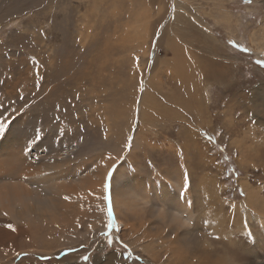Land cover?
<instances>
[{
  "label": "rangeland",
  "instance_id": "rangeland-1",
  "mask_svg": "<svg viewBox=\"0 0 264 264\" xmlns=\"http://www.w3.org/2000/svg\"><path fill=\"white\" fill-rule=\"evenodd\" d=\"M196 1L206 12L215 9L212 0ZM164 4L0 0V121L6 124L0 133V187L20 197L32 193L44 173L61 189L53 205L28 204L24 212H33L19 218L0 209V240L13 239V230L23 231L16 245L0 248V264H102L108 254L117 255L113 264H156L157 256L166 262L160 248L147 254L132 247L141 234L134 219L138 215L122 208L115 213L113 191L128 181L138 200H171L168 187L176 190L180 183L181 192L184 178L197 202L189 229L199 225L194 232L216 248L217 258L226 254L234 264L247 263L230 253V245L220 250L223 240H232L235 249L249 250L244 257L264 264V222L259 223L258 207L250 206L248 214L240 208L248 204L243 186L260 189L264 199V64L258 63L264 61V0H220L229 23L185 4L189 12L179 10L186 20L183 27L177 30L168 22L162 37L161 26L153 31L152 26L161 20ZM188 15L195 16L189 25ZM193 26L199 36L208 27L211 46L194 29L189 31ZM177 33L190 34L194 47ZM155 34L159 43L150 45ZM182 54L216 56L222 77L226 74L223 84H201L194 107L189 104L191 85L173 62H181ZM203 65L197 63V69ZM146 78L148 84L141 86ZM150 81H157L158 90ZM146 93L156 109L146 110L144 123H138ZM124 162L123 173L114 177ZM110 163L99 202L100 196H94L98 191L89 195L88 185H100ZM202 181L212 189L210 199H204L202 187L199 192ZM203 206L225 218L212 233L202 221ZM239 214L249 216L246 228ZM152 220L157 229L169 224L156 215ZM178 233L180 244L184 230L179 227ZM108 239L114 240L111 246ZM200 239L182 242L193 257L202 251ZM188 258L200 261L187 257L186 263Z\"/></svg>",
  "mask_w": 264,
  "mask_h": 264
},
{
  "label": "bare ground",
  "instance_id": "bare-ground-1",
  "mask_svg": "<svg viewBox=\"0 0 264 264\" xmlns=\"http://www.w3.org/2000/svg\"><path fill=\"white\" fill-rule=\"evenodd\" d=\"M150 1H151L152 7L155 6V0H150ZM185 1L186 0H165V2H166V5H165L163 0H158V2L160 4H162V2H163L166 10L162 9V10H164V13H158V15L160 17H162L159 22H157L156 20L155 21L153 20L154 22H153V26H152V31L156 29L155 26H161L160 29L163 31V34H162V37H163L164 36V28L168 22H171L170 24L173 25L174 28L177 27L176 29L180 30L183 27V24L186 22V20L183 18V16L180 15L179 10L182 9V7H184V9L182 10L183 13H185V11H186V13L189 12L187 9V6L185 5V4H189V3H185ZM189 1L191 2V4H189V5L194 6L198 10V12H200V10H202V12L208 16H211V17H213V15L218 16L219 20L224 22V23L230 22V19H231L230 14L221 7L220 0H212L213 5L215 6V9L211 8L210 10H208V12H206L205 9H201V7L197 5L198 3L196 0H189ZM221 1H224V0H221ZM155 10H156V8H155ZM187 17H188L187 19L189 21L188 22V25H189L192 18H194L195 16L188 15ZM196 24L198 26H201V24H198V23H196ZM207 28L205 30L206 35L200 34V36L198 35L197 28H195L194 26L192 28H188V29H189V31L191 29H194V31H196V33H197L196 35H198V37H200L201 41L202 42L203 41L208 42L209 46H211V44L213 43L212 42L213 40L211 39L210 42L207 41L208 40V34H209V31ZM167 30H169V29H167ZM177 34H178L179 38L184 39L186 46H188L191 49L194 47V44L192 43L193 42L192 36L190 34L187 35V38L181 33H177ZM183 39H181V40H183ZM159 40L160 39H158L157 35L155 34L153 39L150 42V45H152L154 43H156L158 45ZM174 46H175V44H174ZM150 48H151V46H150ZM166 49L167 48L165 47V50ZM191 49H190V51H192ZM204 57H201V56L195 57L191 54H182L181 55V62L178 63V62L173 61L178 67H180L179 74L182 77V79H184V77H185L191 85L190 95H191L192 99H191L189 104H190V106H193V107H194L193 103L195 100L194 98L196 97V94L198 93L199 87L202 86L201 84H203L204 82L209 84L208 81L220 82V84H223L224 83L223 78L226 75L225 74L224 77H222L224 72H223V69L221 66H223V65H221V63L219 64L216 56L215 57L212 56L213 58H209V59H206ZM151 58H153V57H151ZM179 59H180V56H179ZM168 60L172 61V59H170V58H168ZM199 62L204 64L203 65L204 67H201V69H197V63H199ZM156 65L157 66L159 65L157 63V58L154 60V63H153L154 69H155ZM224 68H225V66H224ZM193 69H195L194 72H193ZM153 70L150 71V74L153 72ZM197 81H199V83H200L199 86L196 85ZM147 84H148V79L146 78L145 83H143L141 86L147 85ZM152 85L154 87L155 84L152 83ZM155 88L158 90L157 81H156ZM147 93H146L145 97H143V99H142L143 104L141 105V111H140V117L138 119V123H142V122L144 123L146 110L150 111L151 109H153V110L156 109V102H155L154 98L150 95H147ZM199 94H201V92ZM161 95H163V94H161ZM200 97H202V96H200ZM198 99H199V97H198ZM185 108L188 109L187 106ZM190 110L191 109H188V111H190ZM131 113L134 114V110H132ZM132 122H133V119H132L130 125L132 124ZM150 124H152V121ZM124 164H125V162L120 164L117 167V169L114 172V177L117 178L120 176L119 175L120 173H123ZM111 165H112V163H110L109 165H107L105 167L100 185L96 182L93 185H91L92 187H89V185H88V194L89 195H92V193H96L98 191V193L94 196H100V198L97 197L99 202H100L101 198L103 201V180H104L105 173L107 172V170L109 169V167ZM46 170H48V169H46ZM43 174H41L37 178L38 182L35 185V187H36L35 190L32 193H28V194L22 193V195L20 197L17 196V194H15L14 192L7 194V191H2L3 188L0 187V209L3 210L5 212V214H7L9 216L14 215L16 218H19V216L21 214L33 212V210H30V209L27 212H24L25 211L24 208H28V206H30L28 204H33V203L35 204L36 203V206L39 207V204L42 201H44V202L49 203L50 205H53V199L52 198L54 195H59L61 193V189L59 188L58 185H56L55 179H53L52 177L49 178L46 174H44V175ZM189 175L192 178V175L191 174H189ZM180 178H181L180 174L177 177H175L176 181H178ZM87 183H88V181H87ZM128 184H130V182L121 181V184L113 191L112 204H113V210L115 213L117 212V210L119 208H122V209H125L126 211H128L129 214L138 215V216L134 217V219L138 222V231H140L141 234L135 240V242L131 243L132 247L140 248L143 252H145L147 254L149 253L150 249H152V251H155L158 248H160L163 251V253H165L164 257L166 258V262H164L163 260H160L157 256L155 258L156 264H174V262L176 264H195L191 258H188L187 263H186L187 257H192L194 259H195V257H197V259L200 260L199 263H197V264H234V260L232 258H229L226 254H223L222 255L223 257L217 258L219 255V252L216 250V248L214 249L213 247H211L205 241L203 236H200L199 233L194 232L195 229L197 231V229H198L197 226H199V225L193 223V228L189 229V227L192 225L191 220L195 214L194 213L195 212V204H197V202H196L195 197H194V193H193L194 190L192 189L191 186H189L190 183L188 180H186V178H184L185 187L181 192H180V183L176 184V188H177L176 190H172L171 188L168 187V194L170 195L171 200H162L159 202H149L148 200L142 201V200L136 199L134 190L132 188H130V186ZM86 186H87V184H86ZM201 187H202L204 199H206V200L210 199L212 196L211 187L208 184L204 183V181H202V183H200L199 192H200ZM243 189L245 190V193L247 194V203L249 205L248 204H242L243 207L241 206L240 208L241 209L243 208V210L246 212V214H248V212L251 211V207H255V206L258 207L257 217H258L259 223H263L264 222V199L260 196V193H261L260 189H254V188L249 187L247 185L243 186ZM2 192L4 194H2ZM130 194L134 195L133 199L131 198L132 196L130 197ZM201 198L203 199V197H201ZM261 198H262V200H261ZM34 199H36V201ZM257 202H259L260 204H258ZM137 207H138L139 212L137 211ZM102 208H103V205H102ZM37 211H38V209L36 210V212ZM145 211L149 212L150 215L149 216L145 215V213H144ZM238 212H240V209H237V213ZM103 213L105 214V211H103ZM104 214H102V215L104 216ZM154 215H156V217L160 220L168 219L169 224L166 225L164 228H161V229L155 228L154 221L152 220V216H154ZM238 216H239L238 218L241 219V221H240L241 226L243 228H246L247 227L246 222L249 219V216L244 215V214L243 215L239 214ZM201 218H202V221H205V223L208 224V227L210 229V231H208V232H211V233L213 232V226L216 227L217 225L220 224V222L223 223V221L225 220V218L222 219L221 216L212 215L210 213V211L208 210V206H203ZM197 219H196V221H197ZM119 223H121V222H119ZM226 223L227 222H224L223 225L225 226ZM10 225L11 224H9V226ZM179 227L184 230V233H183L184 239L181 241L180 244L177 243V241L180 239V234L178 233ZM11 228H12V226H11ZM49 228L51 230H55L58 227L57 226H49ZM10 231L11 230H9V232ZM13 233H14L13 239L12 238H10V239L5 238V239L0 240V248L7 247L10 245H16L17 238L18 237L22 238V236H23V231L21 229L13 230ZM200 237H202L201 238L202 239V251H201V253L195 254V257H193L190 255L189 251L185 248V246L182 245V242H185L187 244L188 242L196 241V239L199 240ZM147 241L149 243L145 244V242H147ZM141 242L143 243V245ZM137 243H139V244H137ZM222 243H223V247H221L220 250L230 249L229 245L231 247H233L231 249H233V250L235 249V244L232 240H223ZM226 244L228 245V247L226 246ZM217 247H219V246H217ZM233 250H231L230 253L233 256H235L236 258H238V260H240V259L244 260L245 262H247L245 264H254V261L251 260L250 257H244L243 256L244 255L243 252L249 251L247 248L240 247V248L235 249V250H237L235 252H233ZM8 254H7V256H8ZM116 256H117L116 254H108L107 257L105 258L106 260L102 264H113L112 261ZM214 257L216 259H214ZM238 263L235 261V264H238ZM97 264H100V263L98 262Z\"/></svg>",
  "mask_w": 264,
  "mask_h": 264
},
{
  "label": "snow or ice",
  "instance_id": "snow-or-ice-1",
  "mask_svg": "<svg viewBox=\"0 0 264 264\" xmlns=\"http://www.w3.org/2000/svg\"><path fill=\"white\" fill-rule=\"evenodd\" d=\"M258 63H261V64H264V61H258ZM5 128H6V124L4 123V122H2V121H0V133H3L4 132V130H5ZM112 209H110V219H111V217H112ZM111 223H112V221H111ZM112 227H113V223H112ZM111 227V228H112ZM108 228H109V224H108ZM114 243V240L113 239H108L107 240V244L109 245V246H111L112 244ZM84 259H88V257H85Z\"/></svg>",
  "mask_w": 264,
  "mask_h": 264
}]
</instances>
